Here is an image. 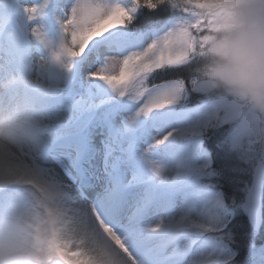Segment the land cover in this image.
<instances>
[{"label": "snow or ice", "instance_id": "6c2138e0", "mask_svg": "<svg viewBox=\"0 0 264 264\" xmlns=\"http://www.w3.org/2000/svg\"><path fill=\"white\" fill-rule=\"evenodd\" d=\"M222 8L0 0V82L42 117L0 150V264H264V122L197 78ZM141 150L168 192L132 176Z\"/></svg>", "mask_w": 264, "mask_h": 264}, {"label": "clouds", "instance_id": "9594fccd", "mask_svg": "<svg viewBox=\"0 0 264 264\" xmlns=\"http://www.w3.org/2000/svg\"><path fill=\"white\" fill-rule=\"evenodd\" d=\"M224 15L211 34L198 80L209 94H227L246 105L264 122V0H223ZM29 94L21 86L11 92L0 82V150L32 149L30 136L40 102L29 107Z\"/></svg>", "mask_w": 264, "mask_h": 264}, {"label": "rangeland", "instance_id": "374dc122", "mask_svg": "<svg viewBox=\"0 0 264 264\" xmlns=\"http://www.w3.org/2000/svg\"><path fill=\"white\" fill-rule=\"evenodd\" d=\"M49 103L54 104L55 101H50ZM131 150L135 151L134 143L131 146ZM154 159L156 163L161 165H169L171 163V159L168 155V149H164L163 151H158L155 154ZM131 163L134 168V172L132 173V176L135 177L140 183H144V184L150 183L159 192H168L172 188V186L169 185L167 182H161L159 179L152 177L148 161L145 159L143 155V150H141V156L139 161L132 159ZM107 167H108L107 161L105 160L104 168L106 169ZM241 179H247V176H241ZM11 191L20 198H23L26 193V190L22 188L13 189ZM186 191L187 189L185 187L176 186L174 190H172L170 193L173 201L172 211L176 214L182 212L186 206L185 204ZM85 196H87V193H85ZM130 250L132 249L130 248Z\"/></svg>", "mask_w": 264, "mask_h": 264}, {"label": "trees", "instance_id": "16d2710c", "mask_svg": "<svg viewBox=\"0 0 264 264\" xmlns=\"http://www.w3.org/2000/svg\"><path fill=\"white\" fill-rule=\"evenodd\" d=\"M243 254H246V253H243ZM238 259H239V257H238Z\"/></svg>", "mask_w": 264, "mask_h": 264}]
</instances>
